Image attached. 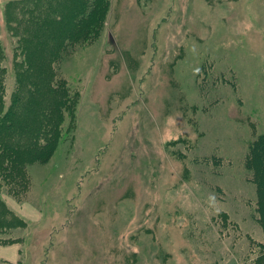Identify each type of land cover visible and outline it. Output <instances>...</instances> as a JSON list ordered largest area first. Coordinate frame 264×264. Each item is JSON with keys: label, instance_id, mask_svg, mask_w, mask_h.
<instances>
[{"label": "rangeland", "instance_id": "obj_1", "mask_svg": "<svg viewBox=\"0 0 264 264\" xmlns=\"http://www.w3.org/2000/svg\"><path fill=\"white\" fill-rule=\"evenodd\" d=\"M260 134L264 0H0V264H264Z\"/></svg>", "mask_w": 264, "mask_h": 264}, {"label": "trees", "instance_id": "obj_2", "mask_svg": "<svg viewBox=\"0 0 264 264\" xmlns=\"http://www.w3.org/2000/svg\"><path fill=\"white\" fill-rule=\"evenodd\" d=\"M92 15H94V13ZM49 140L50 141H46L43 145H41V147H52L54 145V141H51V139ZM1 142H3V140H0V150L3 148ZM48 155H50V151L48 152ZM12 163L16 164L14 160ZM244 165L246 170L250 173L252 183H255L256 185L257 199L255 202V212L257 214V222L261 225L264 232V134L257 136L255 141L250 144L249 152L245 158ZM16 167L17 164L15 165V168ZM9 169L12 173H14V166L9 167ZM258 247L260 252L264 254V242L259 244Z\"/></svg>", "mask_w": 264, "mask_h": 264}, {"label": "crops", "instance_id": "obj_3", "mask_svg": "<svg viewBox=\"0 0 264 264\" xmlns=\"http://www.w3.org/2000/svg\"><path fill=\"white\" fill-rule=\"evenodd\" d=\"M3 255H4V252L0 251V256H3ZM9 256H11V254Z\"/></svg>", "mask_w": 264, "mask_h": 264}]
</instances>
